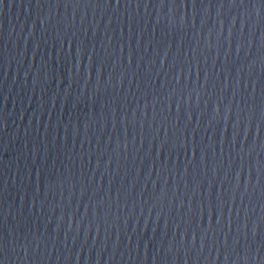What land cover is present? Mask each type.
<instances>
[{"label":"water","instance_id":"95a60500","mask_svg":"<svg viewBox=\"0 0 264 264\" xmlns=\"http://www.w3.org/2000/svg\"><path fill=\"white\" fill-rule=\"evenodd\" d=\"M2 264H264V0H0Z\"/></svg>","mask_w":264,"mask_h":264},{"label":"snow or ice","instance_id":"6c2138e0","mask_svg":"<svg viewBox=\"0 0 264 264\" xmlns=\"http://www.w3.org/2000/svg\"><path fill=\"white\" fill-rule=\"evenodd\" d=\"M119 2V0H117V3ZM3 248V245L2 244H0V249H2ZM0 264H2V262H0Z\"/></svg>","mask_w":264,"mask_h":264}]
</instances>
